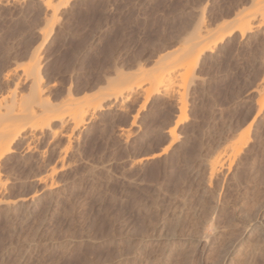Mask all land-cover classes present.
Here are the masks:
<instances>
[{"label": "rangeland", "instance_id": "374dc122", "mask_svg": "<svg viewBox=\"0 0 264 264\" xmlns=\"http://www.w3.org/2000/svg\"><path fill=\"white\" fill-rule=\"evenodd\" d=\"M66 1L0 0V112L12 93L5 126L35 123L0 159V264H264L254 0Z\"/></svg>", "mask_w": 264, "mask_h": 264}, {"label": "bare ground", "instance_id": "6f19581e", "mask_svg": "<svg viewBox=\"0 0 264 264\" xmlns=\"http://www.w3.org/2000/svg\"><path fill=\"white\" fill-rule=\"evenodd\" d=\"M66 0H57V8L60 6V5H62L63 3H66L65 2ZM253 3H254V7H256V10H255V13L256 14H259L260 16H262V17H264V0H254L253 1ZM45 6H47V8H48V6H50V2H47V3H45ZM55 10H56V7L54 8ZM53 9V11H55ZM53 17H54V12H53ZM252 18H250V19H248V20H243V19H239L238 21H237V23L235 24V25H233L232 27H230V28H228V29H226V30H223L222 31V33L219 35V37H217V39H215V41H214V43H212V45H209V46H205L203 49H200V53H199V55H197V58L195 59V61L190 65V66H187V67H185V71H186V73H189L190 71H193V69L195 68V65L198 63V59L200 58V56L201 55H203L204 53H207V52H212V46L214 47L217 43H221L223 40H224V38L225 37H229V36H231L233 33H239L241 36L242 35H244L246 32H248L249 31V21L251 20ZM224 29H225V26L223 27ZM198 39H200L201 37L200 36H198L197 37ZM193 45H195V44H193ZM193 45H191L190 47H188V49H187V51L186 52H189L191 49H192V47H193ZM184 56V55H183ZM182 56V57H183ZM175 69H176V67H174V66H172V65H170L169 67H167V68H165V69H162V72H160L159 71V74L157 75V77H158V79H157V84H155V86H158L160 83H162L163 81H165V78L167 77V76H169V75H171L174 71H175ZM38 72V71H37ZM155 86H152V87H146L145 88V91H146V93L147 94H150L151 93V89L150 88H152L153 89V87L154 88H156ZM132 90V88L131 87H129V91H131ZM154 90V89H153ZM155 90H157V89H155ZM39 92V93H38ZM41 92V90H39V89H37V91H36V99L38 100L37 102H40L41 100L39 99V97H41L40 96V93ZM121 92V90L118 92V93H120ZM154 92H156V91H154ZM118 93H113V94H111V95H107V97H108V99L109 98H112V99H116V97L118 96L117 94ZM12 96V99L10 98ZM11 96L9 97L10 99L8 100V103L10 104V106H9V104L8 105H5V106H3V111H1L0 112V159L2 158V156H3V154H14L15 152H16V148L13 146V144L17 141V139H18V137H21L22 139H25V140H27V139H31L32 138V134L33 133H31V132H27V129H32V130H34L35 129V123L33 124V123H28V124H24V125H22V127H20L19 129H17V130H14V128L12 129V127L11 126H5V122H6V120H7V122L8 121H10V119L12 120V116H14V114L16 113L17 114V116L18 115H20L21 114V112L23 111V109L21 110V109H18L14 114H13V110H11V109H13V107H15L14 106V102L12 101V100H14V97H13V95H12V93H11ZM43 100V99H42ZM10 101L12 102V104H13V107L11 106V103H10ZM41 103V102H40ZM183 107H181L182 109L180 110L181 112H182V114H181V116H180V119L178 120V124H182V123H184L185 121H186V116L184 115L185 113H184V109H185V107H184V105H182ZM10 107H12V108H10ZM264 108V101H262V102H260V104H259V111H261L262 109ZM28 109H29V115H31L32 116V114H33V112H32V108H31V106L30 107H28ZM14 110H15V108H14ZM18 111H20L19 112V114H18ZM24 111H26V109L24 110ZM23 113V112H22ZM35 113V112H34ZM13 114V115H12ZM15 114V115H16ZM85 114V112L83 111V112H81L80 113V116L82 117L83 115ZM53 114H50V115H47V118H46V120H47V122H46V124H45V128L48 130V129H50V126L52 125L51 123H53V122H55V123H59V124H61V126L63 125V124H65V123H63V117L61 116V115H53ZM45 116V115H44ZM14 117H16V116H14ZM46 117V116H45ZM51 117V119H49V118ZM72 119L74 120V117H72ZM60 126V125H59ZM61 129V128H60ZM14 130V131H13ZM55 132V131H54ZM54 132H53V134H54ZM56 132H57V130H56ZM174 131H172L171 132V134H170V137H171V141L169 142V144L168 145H170V144H172V142H174V140H175V138H174V133H173ZM7 137H9L8 138V140L6 141V139H7ZM221 166V165H220ZM215 171V167H214V164H213V166L211 167V173H213ZM212 175V174H211ZM263 211V210H262ZM262 211L258 214V219H259V221H258V219H257V221H258V226H257V224H256V222H254L253 223V221H252V224H251V232L253 231V230H255L254 232H255V237L257 238V240H258V242H259V244H258V247H257V251H260V250H262L261 248H263L264 249V213H262ZM255 213V212H254ZM247 214V213H246ZM263 214V215H262ZM255 216V215H254ZM251 217V216H250ZM249 218V217H248ZM247 218V219H248ZM257 218V217H256ZM246 222H247V220H246ZM233 223V222H232ZM215 224V223H214ZM211 225V224H210ZM212 226V225H211ZM238 226V225H237ZM230 227V226H229ZM245 227V226H244ZM206 228V227H205ZM241 228V227H240ZM239 228V229H240ZM214 229V228H213ZM212 229V230H213ZM224 230V229H223ZM202 231V230H201ZM203 233V232H202ZM201 233V234H202ZM253 233V232H252ZM200 234V233H199ZM234 234V233H233ZM254 234V233H253ZM253 234H251V235H253ZM210 235H211V233H210ZM232 235V234H231ZM234 235H237V234H234ZM220 236V235H219ZM209 237V236H208ZM249 237H250V234H249ZM254 237V236H253ZM199 238V237H198ZM207 238V237H206ZM236 238V237H235ZM238 238V237H237ZM248 238V237H247ZM204 239V238H203ZM221 239V238H220ZM249 239V238H248ZM247 239V240H248ZM255 239V238H254ZM200 240H201V238H200ZM208 240V239H207ZM233 240V239H232ZM247 240H246V242H247ZM203 241V240H202ZM202 241H199V246L198 247H200V250H199V252H200V254H202V252H203V250L205 249V245L202 243ZM256 241V240H255ZM198 242V241H197ZM230 242V241H229ZM208 243V242H207ZM254 243V242H253ZM228 244V243H227ZM231 244V243H230ZM254 244H256V243H254ZM254 244L252 245L253 246V248H254ZM250 245V244H249ZM257 245V244H256ZM251 246V247H252ZM220 247V246H219ZM252 248V249H253ZM224 249V248H223ZM254 250V249H253ZM255 250H256V247H255ZM256 251V252H257ZM262 253H264V252H262ZM212 254V253H211ZM255 254V253H254ZM257 254V253H256ZM218 255V254H217ZM223 255V254H222ZM250 255V254H249ZM258 255H260V254H258ZM190 256H191V254H190ZM222 257V256H221ZM238 257V256H237ZM251 257V256H250ZM250 257H249V259L248 260H250ZM242 258H245L244 256L242 257ZM241 258V259H242ZM252 258H254V257H252ZM256 258V257H255ZM263 258V257H262ZM191 259H192V257H191ZM198 259V258H197ZM239 260V259H238ZM243 260H245V259H243ZM243 260H241L242 262H243ZM253 260V259H252ZM252 260H251V264H253L252 263ZM247 261V260H246ZM223 262V261H222ZM230 262V261H229ZM249 262L250 261H247L246 262V264L248 263L249 264ZM189 263V262H188ZM245 263V262H244ZM184 264V263H183ZM191 264V263H190ZM212 264V263H211Z\"/></svg>", "mask_w": 264, "mask_h": 264}]
</instances>
